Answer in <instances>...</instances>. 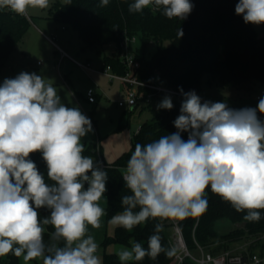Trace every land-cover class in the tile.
Instances as JSON below:
<instances>
[{
  "label": "clouds",
  "instance_id": "obj_1",
  "mask_svg": "<svg viewBox=\"0 0 264 264\" xmlns=\"http://www.w3.org/2000/svg\"><path fill=\"white\" fill-rule=\"evenodd\" d=\"M71 0H68V4ZM109 0H101L107 6ZM168 19H187L190 0H134L129 12L145 8ZM49 0H0V9L27 15L45 9ZM235 13L245 24H264V0H238ZM183 35L178 30V37ZM41 75L21 72L0 85V257H23L25 264H102L99 245L88 234L106 214L100 200L107 191L106 170L84 155L82 138L93 131L91 120L78 107L61 102L57 88ZM176 132L134 147L122 178L130 194L121 197L123 211L111 223L131 232L149 219L184 220L202 216L207 190L229 203L244 220L259 222L264 210V97L255 108L239 110L223 102L201 101L184 92ZM158 109L171 110L165 96ZM187 133V140L182 133ZM40 153L47 180L32 154ZM51 181V183H49ZM87 185V187H85ZM49 215L41 218L39 210ZM138 209V211H137ZM48 227L49 240L45 242ZM157 223L147 248L130 240L116 255L121 264L156 260L166 249ZM255 259V258H254Z\"/></svg>",
  "mask_w": 264,
  "mask_h": 264
},
{
  "label": "trees",
  "instance_id": "obj_2",
  "mask_svg": "<svg viewBox=\"0 0 264 264\" xmlns=\"http://www.w3.org/2000/svg\"><path fill=\"white\" fill-rule=\"evenodd\" d=\"M133 2L134 0H109L107 6H101V0H71L70 4L68 0L65 3L57 0L53 5L54 17L79 33L83 48L114 44L117 54L105 53L104 62L110 64L118 73L125 72V66L118 55L121 40L125 36L139 35L143 50L139 52L134 44L133 49L140 61L137 76L143 81L151 82L157 78L179 90L182 88L183 91H189L195 88L199 93L204 78L209 84L214 82L218 88L228 91L247 88L255 81L264 83V46L254 25L245 24L242 16L235 13L238 0H190L194 7L185 20L168 19L160 12L153 11L151 6L142 13L129 12V4ZM29 25L30 19L27 15H18L7 8L0 9V71L23 39ZM179 28L183 31L180 37ZM149 43H155L156 50L146 56L144 50ZM183 99L176 100L171 110L157 109L152 119L140 126L129 150L124 151L113 162L105 163L103 168L108 174L105 211L108 220L123 211L121 197L130 194L122 175L135 145L146 144L160 136L176 132L173 121L180 115ZM181 135L187 140L186 132ZM92 147V144L84 147L83 154H96ZM30 158L47 180V167L41 154L34 153ZM207 199V211L199 217L195 230L197 218L181 220L184 236L191 247L195 244L194 236L199 243L210 245L218 235L216 222L221 218H228L233 223L244 222V226L222 235L225 242L213 248L214 252L228 248L232 242L246 234L264 233V210H261L262 219L259 222H249L243 219L246 213L236 212L229 203L213 194L210 188L207 190ZM39 213L41 218L49 215L46 209H40ZM157 223L162 225L160 235L163 246L166 249L171 248L166 219H149L131 232L117 226L113 234L105 235L103 244L130 245V240H134L147 248L148 237L154 233ZM51 231V227L46 230V243ZM173 257L174 255L167 257L161 253L156 260L145 257L142 261L128 264H171ZM0 264L20 263L19 258L9 254L0 257ZM103 264L121 262L116 253L105 252Z\"/></svg>",
  "mask_w": 264,
  "mask_h": 264
},
{
  "label": "rangeland",
  "instance_id": "obj_3",
  "mask_svg": "<svg viewBox=\"0 0 264 264\" xmlns=\"http://www.w3.org/2000/svg\"><path fill=\"white\" fill-rule=\"evenodd\" d=\"M56 1L49 0V7L45 9L30 8L28 10L27 17L30 19V25L1 70L0 78H15L19 73L27 72L36 73L46 80H51L49 82L57 88L61 102L67 107H78L92 122L93 131L82 138L84 147L92 144L93 150L96 151V154L88 156L98 161L100 165L102 162L111 163L124 151L129 150L134 135L144 122L152 119L158 109V104L165 96H170L173 103L179 97L162 94L152 101L151 106L137 105L132 110L131 107L119 106L117 103L119 99L126 96L128 86L125 82L117 79L112 81L105 75L97 71H90L67 58L59 63L62 51H59L46 35L55 39L75 59L81 62L90 61L95 69L104 66L105 53L116 55L117 50L114 49L113 44L83 48L79 33L72 26L62 23L54 17L53 5ZM59 1L65 3L67 0ZM254 27L264 46V24L254 25ZM134 45L137 46L139 52H142V40L139 35H137ZM155 50L156 44L149 43L145 47L144 54L150 56ZM263 89L264 83L255 81L247 88L228 91L218 88L214 82L209 84L204 78L200 93L207 98L234 103L242 108H255L259 102L256 95ZM89 90L95 94L96 101L94 103L87 99ZM99 203L105 209L106 192ZM110 221L111 219L108 220L105 214L101 218L99 228L93 229L89 226L88 234L94 236L99 245L97 255L102 258V264L105 252L117 253L122 247H131V245L120 243L104 246L105 235L113 234L117 227ZM243 226L244 222L241 221L233 223L228 218L217 220L218 235L211 242L210 248H215L225 242L221 238L222 235ZM167 230L169 234V228ZM246 245L251 246L252 249L264 251V233L246 234L241 239L232 242L229 247L242 249L241 246ZM193 252L197 253V250H193ZM19 263L25 264L23 257L19 258ZM28 264H42V260L38 258L29 261Z\"/></svg>",
  "mask_w": 264,
  "mask_h": 264
},
{
  "label": "built area",
  "instance_id": "obj_4",
  "mask_svg": "<svg viewBox=\"0 0 264 264\" xmlns=\"http://www.w3.org/2000/svg\"><path fill=\"white\" fill-rule=\"evenodd\" d=\"M135 42V36H125L119 44L118 55L125 66L124 73L114 71L110 64H105L99 71L110 78V80L117 79L127 84L128 88L126 96L117 101L118 105L123 107H135L137 105L148 106L155 98H158L162 94L176 96L180 99L184 98L179 89L172 87L157 78L151 82L143 81L138 78L137 69L140 66V61L137 59L133 49V44ZM62 52V56L67 55L65 51ZM76 62L86 69H92L90 62ZM189 91H195L196 94L201 97L202 102H221L201 95L195 88H192ZM261 97H264V89L256 95V99L259 100ZM87 98L90 102L96 101L95 94L92 90L87 91ZM226 104L232 109H242V107L237 105L230 103ZM257 114L260 119L264 120V115L260 113ZM101 166L105 167L106 164L102 162ZM198 219L199 217H197L194 230L197 226ZM166 221L170 230L168 234L169 244L171 248L175 249V255L171 264H264V251L252 249L249 245L241 246L242 249L228 247L214 252L212 251L213 248H210L211 245H203L199 243L194 236L195 244L192 248L184 236L181 220ZM193 250H197V253H194Z\"/></svg>",
  "mask_w": 264,
  "mask_h": 264
},
{
  "label": "crops",
  "instance_id": "obj_5",
  "mask_svg": "<svg viewBox=\"0 0 264 264\" xmlns=\"http://www.w3.org/2000/svg\"><path fill=\"white\" fill-rule=\"evenodd\" d=\"M46 35V34H45ZM46 37L51 41V43H53V45L54 46H56L58 49H59V51H65L66 53H67V55L66 56H62L63 54V52H61L60 53V58H59V63H62L66 58L67 59H70L71 61H73L74 63H76V64H78L76 61H79V60H77V59H75L74 57H72L65 49H63L57 42H56V40L55 39H53L51 36H49V35H46ZM114 45V44H113ZM114 49H115V45H114ZM115 52V51H114ZM79 62H81V61H79ZM86 62H90V61H86ZM82 63H84V62H82ZM91 63V62H90ZM79 65V64H78ZM104 65H105V62H104ZM81 66V65H80ZM104 67V66H103ZM102 67V68H103ZM102 68H100V69H102ZM100 69H95V68H93L92 67V69H89L90 71H97L98 73H100L99 71H100ZM2 71H0V75L2 74L1 73ZM100 74H102V73H100ZM107 77V76H106ZM3 80H4V78H0V85H2V83H3ZM113 81V80H112ZM88 99V98H87ZM90 102V101H89ZM95 102V101H94ZM94 102H91V103H94ZM151 106V105H150ZM136 107V106H135ZM135 107H131V109H133V108H135Z\"/></svg>",
  "mask_w": 264,
  "mask_h": 264
}]
</instances>
